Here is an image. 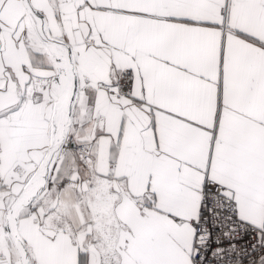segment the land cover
Here are the masks:
<instances>
[{
    "label": "snow or ice",
    "instance_id": "1",
    "mask_svg": "<svg viewBox=\"0 0 264 264\" xmlns=\"http://www.w3.org/2000/svg\"><path fill=\"white\" fill-rule=\"evenodd\" d=\"M0 264H264V0H0Z\"/></svg>",
    "mask_w": 264,
    "mask_h": 264
}]
</instances>
